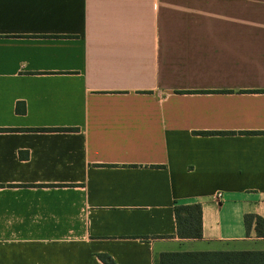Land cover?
<instances>
[{"label":"crops","instance_id":"crops-1","mask_svg":"<svg viewBox=\"0 0 264 264\" xmlns=\"http://www.w3.org/2000/svg\"><path fill=\"white\" fill-rule=\"evenodd\" d=\"M245 215L264 230V0H0V264L264 251Z\"/></svg>","mask_w":264,"mask_h":264},{"label":"trees","instance_id":"trees-1","mask_svg":"<svg viewBox=\"0 0 264 264\" xmlns=\"http://www.w3.org/2000/svg\"><path fill=\"white\" fill-rule=\"evenodd\" d=\"M173 214L176 225L175 237L179 239L202 237V213L199 204L174 203ZM252 224L256 236L264 237L263 220L256 215H245L244 225L247 234ZM97 258L103 264H114L106 255L99 254ZM154 264H264V251L167 252L159 254Z\"/></svg>","mask_w":264,"mask_h":264},{"label":"built area","instance_id":"built-area-1","mask_svg":"<svg viewBox=\"0 0 264 264\" xmlns=\"http://www.w3.org/2000/svg\"><path fill=\"white\" fill-rule=\"evenodd\" d=\"M221 197V194L220 193H217L216 194V199L220 198Z\"/></svg>","mask_w":264,"mask_h":264}]
</instances>
